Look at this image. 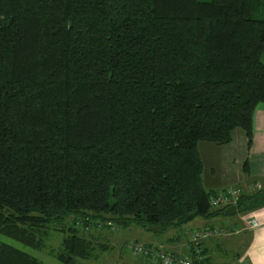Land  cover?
<instances>
[{"label":"trees","instance_id":"16d2710c","mask_svg":"<svg viewBox=\"0 0 264 264\" xmlns=\"http://www.w3.org/2000/svg\"><path fill=\"white\" fill-rule=\"evenodd\" d=\"M263 53L264 0H0V236L37 247L68 217L162 232L263 205L255 181L205 188L198 151L235 131L249 148ZM203 228L218 231L196 240L206 264L221 228ZM65 240L78 264L82 240ZM0 264L41 263L0 239Z\"/></svg>","mask_w":264,"mask_h":264},{"label":"crops","instance_id":"0c3cea01","mask_svg":"<svg viewBox=\"0 0 264 264\" xmlns=\"http://www.w3.org/2000/svg\"><path fill=\"white\" fill-rule=\"evenodd\" d=\"M251 124L252 137L247 150H245L244 138L240 131H235L233 139L226 145L219 146L211 143H200L198 145V151L203 161L202 179L205 188L217 189L232 183H239L243 189H248L251 185L247 184V182L253 181L264 187L263 102L255 105ZM205 152L209 154L208 157H206ZM244 157H246L248 163V173L246 175L240 170V163ZM224 178H228V180L224 181ZM244 215L249 216L248 219L250 220H255L257 225L250 227L249 222H245V220L243 223L241 218ZM244 215L237 214L234 221L228 220L225 222L219 220L220 217L218 216L208 220L198 219L197 221L196 218H193L187 222L190 225L184 231V235L180 240L173 241L168 236L163 240L164 243H159L168 251L186 254L185 238L191 230H189V227L195 226V230H201L207 225L220 227L221 229H236V227H239L243 231L241 235L248 238L245 239L244 244L240 245L238 249L237 245L235 246L234 244L216 246L218 243L217 238H212L215 244L208 243L210 239L201 241L205 251L204 255L207 258L206 264H264V204L246 212ZM230 252L232 253L230 254Z\"/></svg>","mask_w":264,"mask_h":264},{"label":"rangeland","instance_id":"374dc122","mask_svg":"<svg viewBox=\"0 0 264 264\" xmlns=\"http://www.w3.org/2000/svg\"><path fill=\"white\" fill-rule=\"evenodd\" d=\"M261 60L264 62V53L261 56ZM205 155L206 157L209 156L207 152H205ZM224 179V181L228 180V178ZM258 188L260 187H256L255 189ZM245 213L239 215H244ZM218 217H220L219 220L223 222L228 220L234 221L237 214L235 216L227 215ZM248 217L249 216L244 215L241 221L243 222L245 220V222H250L253 220L248 219ZM195 218L196 221L202 219L201 217ZM73 223L71 217H68L62 222H47L44 229L34 233V237H36V242L38 243L37 247L21 245L4 236H0V239L17 246V248H20L36 258L41 264H64L61 258L65 255V239L71 234L81 239L83 242L81 255L75 258L78 264H157L154 260L149 261L146 260V258L135 255L128 246L132 245L134 242L140 244H147L149 242L164 243L163 240L168 236L174 234L183 236L184 231L188 229L190 225V223H185L177 229L169 228L162 232H153L132 223L121 226L112 222L105 223L98 219H94L93 222L86 226L80 223ZM190 229L195 230L196 228L194 226L189 227V230ZM242 232L243 231L240 230L239 227H236V229H221V236H219L220 239L217 238L218 243L216 246L234 244L235 246L237 245L238 249L240 245L244 244L245 239L248 238L242 236ZM208 243H214L213 239L211 238ZM61 253L62 255H60ZM231 253L232 252H230V254Z\"/></svg>","mask_w":264,"mask_h":264},{"label":"built area","instance_id":"2783aa9c","mask_svg":"<svg viewBox=\"0 0 264 264\" xmlns=\"http://www.w3.org/2000/svg\"><path fill=\"white\" fill-rule=\"evenodd\" d=\"M259 187V185H255ZM236 197V191L229 189V191L225 194H219L214 200L212 204H221V203H228L234 201ZM250 227H255L257 222L252 220L249 222ZM218 231L216 229H201V230H192L187 233V237L190 241L193 242V248L190 253L188 254H176V253H169V251L161 248L155 247L154 245H140V244H132L128 247L130 250L135 254H149L151 258L158 261L159 264H202L203 256L200 253L199 246L197 245V239H202L208 237L210 235L217 234Z\"/></svg>","mask_w":264,"mask_h":264},{"label":"water","instance_id":"95a60500","mask_svg":"<svg viewBox=\"0 0 264 264\" xmlns=\"http://www.w3.org/2000/svg\"><path fill=\"white\" fill-rule=\"evenodd\" d=\"M262 199H264V195L261 197ZM235 206L233 205H229L226 209H225V212L228 213V214H233L235 212ZM192 215H195V212L192 213ZM150 229L152 230H160V226L159 225H152V226H149Z\"/></svg>","mask_w":264,"mask_h":264}]
</instances>
